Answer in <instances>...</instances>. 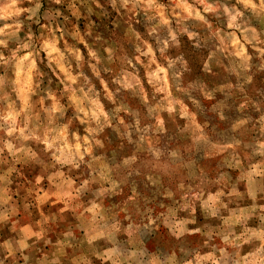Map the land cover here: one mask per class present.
Instances as JSON below:
<instances>
[{"label":"clouds","instance_id":"obj_1","mask_svg":"<svg viewBox=\"0 0 264 264\" xmlns=\"http://www.w3.org/2000/svg\"><path fill=\"white\" fill-rule=\"evenodd\" d=\"M0 264H264V0H0Z\"/></svg>","mask_w":264,"mask_h":264}]
</instances>
